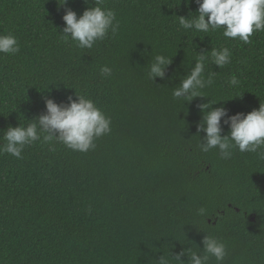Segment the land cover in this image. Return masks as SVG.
Returning <instances> with one entry per match:
<instances>
[{
	"label": "trees",
	"instance_id": "obj_1",
	"mask_svg": "<svg viewBox=\"0 0 264 264\" xmlns=\"http://www.w3.org/2000/svg\"><path fill=\"white\" fill-rule=\"evenodd\" d=\"M60 3L0 0V33L20 45L0 53V129L43 113L45 97L66 102L76 91L111 118V131L87 152L34 142L22 159L0 154V264H158L162 254L202 251L205 233L225 243L224 264H264V148L222 159L201 152L196 135L198 104L224 100L212 107L231 115L264 103V31L245 44L223 28L184 30L177 16L195 14L196 0H104L118 29L80 49L61 39L62 16L71 8L79 17L94 0ZM211 47H227L231 62L205 61V77L215 72L207 97L174 99L171 88ZM158 53L172 64L153 83L148 62Z\"/></svg>",
	"mask_w": 264,
	"mask_h": 264
},
{
	"label": "clouds",
	"instance_id": "obj_2",
	"mask_svg": "<svg viewBox=\"0 0 264 264\" xmlns=\"http://www.w3.org/2000/svg\"><path fill=\"white\" fill-rule=\"evenodd\" d=\"M87 4L89 0H84ZM187 3V0H185ZM66 0H62L61 5ZM104 0H94V6L85 8L79 17L71 8H66L62 16L64 27L61 39L71 40L80 49H91L98 41H103L109 32L118 29L116 13L110 8L103 7ZM196 13L189 12L188 16H177L180 26L184 30L208 33L210 30L223 28V35L227 38H238L243 43H250L254 32L264 31V0H196ZM190 13L193 14L190 18ZM207 17V19H206ZM195 37V36H194ZM18 38L12 33H0V53L15 55L19 53ZM208 55H205V53ZM211 60L213 65L223 68L231 62V52L227 47L215 48L198 53L190 71L180 78V83L172 87L174 99L191 102L196 97H207L202 89L212 84V72L205 77V61ZM172 64V56L156 54L148 62L147 77L153 83L155 78H166V69ZM100 73L104 77L112 75V68L103 65ZM227 83L238 85L239 81L232 75ZM71 88V87H70ZM242 94V93H241ZM234 96V97H240ZM224 100L210 101L197 105L201 119L196 124V135L200 138L197 147L203 153L217 149L222 159H230L232 150L256 153L264 148V103L258 108L245 113L229 114L228 109L213 104ZM45 111L26 123L6 129H0V154H10L22 159V153L27 146L34 142H43L49 151H55L53 142L63 144L73 151L87 152L94 150L95 141L111 131V118L108 117L94 101L84 94L75 91L66 97V102L57 103L53 98H44ZM223 125L228 126V133L221 135ZM203 132L201 137L199 134ZM197 214L210 217L204 207L197 209ZM206 223V222H205ZM205 233V232H204ZM202 251H192L190 248L169 256L162 254L158 264H170V259L178 264H209L214 258L216 264H224L227 255L225 243L218 237L206 234L202 237ZM187 256V261L181 259Z\"/></svg>",
	"mask_w": 264,
	"mask_h": 264
}]
</instances>
